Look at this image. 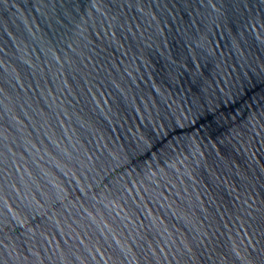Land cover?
I'll list each match as a JSON object with an SVG mask.
<instances>
[{"label":"water","instance_id":"water-1","mask_svg":"<svg viewBox=\"0 0 264 264\" xmlns=\"http://www.w3.org/2000/svg\"><path fill=\"white\" fill-rule=\"evenodd\" d=\"M0 264H264V0H0Z\"/></svg>","mask_w":264,"mask_h":264}]
</instances>
